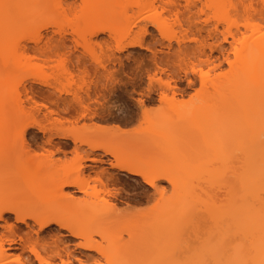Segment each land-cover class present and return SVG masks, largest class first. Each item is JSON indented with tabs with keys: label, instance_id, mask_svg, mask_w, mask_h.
I'll return each mask as SVG.
<instances>
[{
	"label": "snow or ice",
	"instance_id": "obj_1",
	"mask_svg": "<svg viewBox=\"0 0 264 264\" xmlns=\"http://www.w3.org/2000/svg\"><path fill=\"white\" fill-rule=\"evenodd\" d=\"M15 7L0 0V15ZM55 7L62 11L30 21L28 28H9L7 40L0 41L10 74L0 103L18 109L14 145L23 155L54 157L61 137L79 143L80 127L90 118L140 127L155 115L171 125L189 117L213 87L226 81L242 93L246 119L201 159L187 162L180 179L166 154L156 167L109 166L104 152L117 161L120 156L104 143H90L98 151L77 160L81 166L84 159L97 162L108 180L102 195L130 202L122 212L138 215L161 203L171 206L170 229L148 253L127 256L114 246L98 245L75 221L56 212L27 211L19 196L0 195V264H264V46L259 53L242 48L249 37L234 27L233 6L223 0L93 6L148 10L137 13L135 39L123 42L109 37L112 29L85 30L81 9L88 5L66 0ZM258 23L264 35V10ZM149 26L155 30L149 32ZM245 30L255 31V25L249 22ZM36 60L45 74L11 76L19 63ZM30 81L35 85L25 92ZM103 203L108 210L116 207ZM83 250H93L95 259Z\"/></svg>",
	"mask_w": 264,
	"mask_h": 264
},
{
	"label": "bare ground",
	"instance_id": "obj_2",
	"mask_svg": "<svg viewBox=\"0 0 264 264\" xmlns=\"http://www.w3.org/2000/svg\"><path fill=\"white\" fill-rule=\"evenodd\" d=\"M17 1L20 2L15 14L10 12L6 15H0V28L9 26L16 20L24 23V26L19 24L20 27H30V21H34L42 10V8L32 6L45 5L48 0H5V3L13 4ZM57 1L66 2V0ZM106 1L97 0L90 4L95 11V15L93 13L95 18L106 13V7L93 6L106 5ZM148 1L150 3V0ZM71 2L78 3V0H71ZM161 2H176V0H161ZM185 2L205 4L214 2V0H185ZM223 2L233 6L232 10L238 11L240 8L246 10L251 8L253 0H223ZM147 5L150 4L147 2ZM262 10H264V0L260 9L256 11L257 17L261 15ZM97 28L103 27H94L93 31ZM103 29L108 28L104 27ZM131 30L130 27L126 32L122 31L121 37L123 39L129 37ZM115 33L111 32L110 36ZM132 39H135V36ZM129 46L133 47L134 45L130 44ZM262 46H264V35L260 33L251 41L249 47L259 53ZM32 87L33 84H30L25 92L30 93ZM220 97L222 100L220 109L217 110L219 107L213 100L202 98L201 102L191 110V116L195 117L190 116L188 119L200 120L203 117L211 126L223 125L227 129L226 132L231 136L236 132L235 127L241 121L239 119L242 114L241 108L232 107L226 96L221 95ZM3 104L0 103V195L19 196L27 211L59 213L80 225L98 245L114 246L127 256L146 254L153 246L162 243L164 236L170 229L169 218L172 209L168 203H161L151 211L138 215L134 212H122L123 203H130L129 201H124L121 197L111 198L108 194L101 196L92 189L91 183L99 181L104 186L103 193H107L108 180L104 178L101 168L96 166L97 162L84 159L82 166L77 163V160L84 157L85 153L93 150L98 151L97 149H90L88 147L90 143H101L95 140H87V135H93V133L95 135V133L98 134L110 129L116 132H124L128 129L126 125L115 127L90 118L84 121L80 127L78 132L79 143L75 137H61L56 143V149L59 151L54 157L36 160L16 150L14 129L19 121L18 110L5 109ZM65 118L71 119V117ZM70 141L73 142V145ZM104 144L120 156V160L117 161L108 152H104L103 155L109 166L126 163L137 167H156L160 165L158 160L164 153L162 133L157 127L147 126L132 131L116 145ZM149 154L154 155L157 159L156 163L141 160ZM100 164L103 165L104 161H100ZM118 171L125 172V169L120 168ZM180 178V175L177 174V179ZM260 198V192L257 190L255 199L259 201ZM103 201H108L109 205L114 204L115 209L108 210ZM239 211L246 214L248 210L241 207ZM74 241L75 238H73ZM83 251L88 252L89 259H95L96 254L93 250Z\"/></svg>",
	"mask_w": 264,
	"mask_h": 264
},
{
	"label": "rangeland",
	"instance_id": "obj_3",
	"mask_svg": "<svg viewBox=\"0 0 264 264\" xmlns=\"http://www.w3.org/2000/svg\"><path fill=\"white\" fill-rule=\"evenodd\" d=\"M95 1L97 0H78V4L89 6V7H85L81 9V15L84 18L83 27L85 28V30H88V31H93L94 27H98V26H101L103 28L107 27L108 29H112V32L117 33V34L115 33L116 35L114 34V36L116 37V39H118L121 42H123L124 40H128L130 36L134 37L133 32H131L130 36L127 38L125 37L123 39L121 36H122V31L126 32V30L130 27L132 29V26L136 22L137 13L144 12L145 15H147V11H148L147 9L140 8L136 10V13H128L124 9H114V8L106 7V13H103L102 16L95 18L94 16L95 11H93L94 9H92L90 5L91 3H94ZM19 2L20 1L13 2V4L18 5ZM147 2L150 5L153 2L163 3L161 2V0H150V3L148 0H137V2L136 0H107L106 5L114 4V3H138V4L147 5ZM61 3H64V2H61V1L58 2L57 0H48L45 5H50L51 7L47 9H42L41 13L37 15L35 20L47 19L49 15L59 14L62 10L58 9L55 6ZM262 4H263V0H253L251 8H249L248 10L244 8H240L238 11L232 10L233 19L237 21L234 27H237L240 29V36L249 37L248 40L245 42V44L242 45V48L249 47L251 44V41L261 33L259 30L260 26L258 23L259 17H257L256 11L260 9ZM16 8L17 7L11 9L10 12L15 14L17 11ZM120 17H123V19L121 20ZM249 22L255 25V31L245 30V26L248 25ZM19 24L24 26V23L22 21L18 22L17 20L13 21L11 25L9 26H5V27L2 26L0 28V41L7 40L8 35H9V28H12V29L27 28V27L23 28L22 26L20 27ZM148 30L149 32H152L155 30V28L154 26H149ZM97 35H101V33ZM204 35H207V33H205ZM109 37H110V34H109ZM109 37L101 36L102 39H108ZM239 38L240 37H237V39ZM27 55L30 56V55H33V53L29 52ZM50 60L51 59L49 58V61ZM5 64H6L5 58L0 57V92H3V90L7 87V84L10 78V74L5 71ZM45 72H46V68L43 64H41L39 60L33 61L32 63H28L25 61V62L19 63L15 67V69L11 73V76L19 77L24 74L43 75L45 74ZM30 84H33L34 86L35 81H30L29 85ZM221 95H224L227 97L228 103L232 105V107L241 108L242 114H241V117L239 118L241 119V121L235 127V131H236L242 125L243 121L246 119V114L243 109L242 93L236 88V86L232 82L226 81V82H222L219 87H213L208 92V94L205 97H203V99L213 100L216 103V105H218L219 107L217 108L218 110L221 108V105H222V100L220 97ZM3 107L8 110H18L15 105H11V104H3ZM55 118L56 119H66L65 116H57ZM201 119L192 120V119H188L187 117L185 119L177 121L176 123L167 125L162 120L161 117L154 115V116H149L145 120V123L140 127H137L136 124L126 125L128 129L125 130L124 132H116L115 130L110 129L105 132H100L98 134L95 133V135L94 133L93 135L89 134L87 135L86 138L87 140H91V141L95 140L101 143L103 142V143L110 144V145H116L120 143L128 135V133H131L132 131H135L137 129H140L142 127H147V126L157 127L161 130V133H162V138L164 142V153L163 154H166L170 159V164H168V167L174 168L176 173L179 174L186 167L187 162L201 159L206 154V150L210 147H213L216 141H218L219 139L223 137L230 136L226 132L227 129H225L223 125L211 126L207 124L204 118L203 120ZM138 123L139 121H137V124ZM70 142L73 145V142L72 141ZM181 156L184 158L183 160L180 159ZM141 160L149 161L153 163L157 162V159H155L153 154L146 155ZM158 163L161 164V159L158 160ZM91 185L93 187L92 189L97 191L102 196L104 186L101 184V182L93 181ZM121 199H123V197H121ZM139 206L140 205H136V207H139Z\"/></svg>",
	"mask_w": 264,
	"mask_h": 264
}]
</instances>
